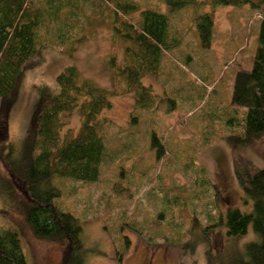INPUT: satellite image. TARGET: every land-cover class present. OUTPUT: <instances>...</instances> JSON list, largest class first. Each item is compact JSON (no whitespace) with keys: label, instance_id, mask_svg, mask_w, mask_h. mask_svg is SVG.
Masks as SVG:
<instances>
[{"label":"rangeland","instance_id":"rangeland-1","mask_svg":"<svg viewBox=\"0 0 264 264\" xmlns=\"http://www.w3.org/2000/svg\"><path fill=\"white\" fill-rule=\"evenodd\" d=\"M65 1L55 26L65 15L75 20V35L66 45L71 55L44 47L35 63H27L14 89L8 140L29 133L41 88L56 90V76L75 65L82 79L111 93V105L100 115L105 150L98 179H54L61 191L57 203L82 226L86 263L230 264L237 251L243 253L244 243L256 238L251 228L246 236L232 237L214 225L229 208L249 210L243 187L253 170L264 168V138L258 148L233 147L224 138L243 124L228 121L246 112L231 103L232 86L237 70L252 68L262 9L206 5L170 11L165 0H122L137 5L127 16L120 13L136 26L141 10L166 14L168 39L177 41L162 54L159 71L142 77L156 98L138 109L134 92L108 69L111 57L120 67L129 63L130 42L113 30L114 5ZM207 12L214 24L210 46L204 48L196 16ZM61 119L63 134L80 127L78 108ZM153 132L163 145L160 158L151 145ZM4 208L0 195V228L7 225ZM25 236L40 246L28 232Z\"/></svg>","mask_w":264,"mask_h":264},{"label":"trees","instance_id":"trees-1","mask_svg":"<svg viewBox=\"0 0 264 264\" xmlns=\"http://www.w3.org/2000/svg\"><path fill=\"white\" fill-rule=\"evenodd\" d=\"M0 0V195L7 225L0 228V264H87L82 226L70 212L57 203L60 189L54 179L95 182L104 156L102 135L105 123L103 110L111 105L110 91L89 79H82L75 65L65 67L56 76L57 89L41 88L36 101L29 133L20 140H8V117L14 102V89L28 62L41 56L49 47L71 55L67 42L74 37L72 15H65L58 24L65 0ZM105 7L114 5V32L126 46L129 63L123 67L109 59L108 69L135 94L138 109L147 107L156 96L144 85L145 73L156 74L162 54L177 46L168 39V16L154 9L140 12L138 26L123 18L137 10V5L122 0H100ZM99 3V4H101ZM170 11L186 6L250 5L263 11L258 33V46L252 68L237 70L234 76L231 103L246 111L244 116L230 118L229 124L243 120L240 130L224 138L233 147L258 148L264 138V0H165ZM100 9H102L100 7ZM201 44L210 46L214 17L212 12L196 16ZM55 32L49 40V30ZM69 35V38H68ZM174 104V102H172ZM78 108L81 124L78 130L62 133V114ZM156 158L162 154V143L152 133ZM247 211L227 209L225 219L214 226H223L228 236H246L249 228L254 240L244 243L243 253L230 264H264V168L251 172L243 187ZM25 232L40 242L35 248ZM128 240L125 241L128 244ZM49 248V249H48ZM50 251V254L48 252ZM51 256L53 260L50 261Z\"/></svg>","mask_w":264,"mask_h":264}]
</instances>
